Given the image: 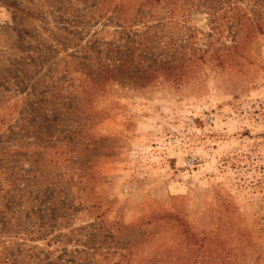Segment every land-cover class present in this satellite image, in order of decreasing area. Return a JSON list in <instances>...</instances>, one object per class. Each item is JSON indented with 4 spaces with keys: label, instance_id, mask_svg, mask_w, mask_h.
Listing matches in <instances>:
<instances>
[{
    "label": "rangeland",
    "instance_id": "374dc122",
    "mask_svg": "<svg viewBox=\"0 0 264 264\" xmlns=\"http://www.w3.org/2000/svg\"><path fill=\"white\" fill-rule=\"evenodd\" d=\"M264 264V0H0V264Z\"/></svg>",
    "mask_w": 264,
    "mask_h": 264
},
{
    "label": "trees",
    "instance_id": "16d2710c",
    "mask_svg": "<svg viewBox=\"0 0 264 264\" xmlns=\"http://www.w3.org/2000/svg\"><path fill=\"white\" fill-rule=\"evenodd\" d=\"M117 264H122L121 262H118Z\"/></svg>",
    "mask_w": 264,
    "mask_h": 264
}]
</instances>
